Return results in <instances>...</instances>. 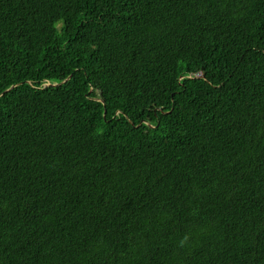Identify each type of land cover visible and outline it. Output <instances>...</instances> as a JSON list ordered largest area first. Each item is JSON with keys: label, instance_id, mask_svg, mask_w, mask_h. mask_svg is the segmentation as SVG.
Wrapping results in <instances>:
<instances>
[{"label": "trees", "instance_id": "trees-1", "mask_svg": "<svg viewBox=\"0 0 264 264\" xmlns=\"http://www.w3.org/2000/svg\"><path fill=\"white\" fill-rule=\"evenodd\" d=\"M0 264H264V0H0Z\"/></svg>", "mask_w": 264, "mask_h": 264}]
</instances>
